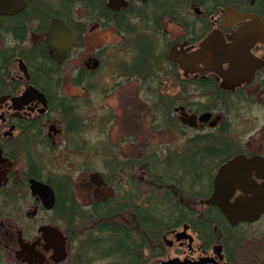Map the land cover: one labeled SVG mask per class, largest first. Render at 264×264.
Wrapping results in <instances>:
<instances>
[{
  "label": "flooded vegetation",
  "instance_id": "1",
  "mask_svg": "<svg viewBox=\"0 0 264 264\" xmlns=\"http://www.w3.org/2000/svg\"><path fill=\"white\" fill-rule=\"evenodd\" d=\"M22 1L24 8L15 14H5L0 9V40H3V44L6 39L10 40L8 46H3L0 50L8 49L13 55L8 74L0 73L2 80L0 99L6 98L0 103V264H64L70 252L69 242L72 240L70 230L75 229L74 233H78L77 225H83L85 221L82 219L69 228L64 225L62 205L68 204V198H64L59 185L46 178L44 168L38 164L41 156L35 154L41 152V146L46 147L48 154L49 149L62 140V129L64 123L66 124L64 110L67 114L70 110L71 118L76 122L80 121L79 113L76 114L75 109L78 106L70 104V100L63 99V96H66L63 93V89L66 88H63V77H66L64 76L66 74H59V67L70 62L71 88L72 86L74 89L81 88L85 84L86 88H89L91 74L98 67L103 68L99 58L111 53L113 57L107 65L114 61L108 70L111 72L109 78L113 82L112 94L119 88V80L124 84L136 83L135 104L130 106L127 104L122 109L126 120L139 129V136L134 138L135 143L142 147L143 132L150 134L152 140H155L153 135L157 136L156 134L167 130L171 136L170 140L172 142L174 140L173 144L177 141L185 144L191 131L217 129L227 122L225 117L228 108L224 109L221 98L215 99V108L209 110L201 108L197 103L193 104L191 94L193 92L201 94L196 86L200 82L213 81L216 92L233 96L231 100L245 90L253 89L255 85L257 88L254 90H259L264 96V66L255 71L249 83L241 84L233 90H223L220 87L224 80L229 78L228 75L235 71V67L242 63L238 54L236 61L230 62L229 55L233 52L231 48L251 37L254 30L250 24L251 19L227 22V9H232L239 15H259L253 9L254 2H246V5L239 6L237 0H208L204 4H200V0H176L177 4H174L175 0H105L106 11L97 17H93L88 9L84 13L83 9L86 8L82 4H76L65 17L67 21L60 17H51L47 23H41L31 21L32 17L26 16L24 12L28 2ZM121 2L123 5H118ZM73 8L76 12L72 10ZM127 8H131L135 13L128 15L124 12ZM23 13L27 18H23ZM118 17L119 25L116 24ZM53 20H61L77 36L75 45L66 53L61 63H56L53 59L57 51L48 50L45 38ZM262 21L264 23L263 19ZM134 29L140 43L130 40L134 36ZM104 32L112 33L111 44L95 47L93 55L85 58L81 66H78L85 34ZM135 44L146 45L148 55L144 57L139 55ZM39 45L44 46L48 58L58 68L57 72L49 75L44 70L30 72L22 56H28ZM247 55L264 61V44L255 43L248 49ZM16 64L18 72L14 69ZM21 65L25 67V72ZM48 77L51 81H48ZM30 88L44 99L25 97L24 94ZM203 113L211 115L207 123L199 124L196 121L193 128L186 123L187 117L195 116L198 119ZM215 113L218 114L212 121ZM64 126L68 130L67 124ZM160 143L155 142L150 147L143 146V152L137 158H131L129 162H117L119 168L116 172L110 170L112 162L108 167L110 171L108 177L97 172L90 173L89 182L93 186L92 201L87 206H82L76 200L72 186L69 185L71 200L83 210H88L96 204L118 202L121 194L126 190H132L135 185L143 190L145 172L133 162L149 157L151 153L155 156H164V152L174 149V146L165 148ZM163 144L168 145L169 142ZM77 146L73 143L72 153H78ZM239 151L218 167L216 176L228 162L238 156H244L246 159L259 158L262 160L260 163L264 164V142L256 150ZM135 171H139L140 176L135 175ZM241 173L247 176L234 186L235 191L230 202L242 197L243 192L239 187L243 185L248 190L245 197L254 200L252 190L256 191L257 187L264 183L260 171L256 168ZM92 175H96L94 181ZM32 182L47 186L51 190L54 196L51 209H46L41 197L34 193L31 188ZM139 198L142 199L141 195ZM261 221L264 222V214L254 223H240L237 227L230 228L239 231L244 227L250 229ZM46 228L58 231L65 238L64 261L54 262L53 247L44 236ZM175 231H171L170 234L174 238ZM242 238L239 246L229 250H225L221 242L216 243L221 247L219 256H214L213 245L210 250L200 248L202 254L198 256H188L180 260L197 262L201 259H211L218 264H238V250L246 246L249 257L247 264H263L264 228L260 234L248 231ZM177 244L182 247L184 242Z\"/></svg>",
  "mask_w": 264,
  "mask_h": 264
},
{
  "label": "trees",
  "instance_id": "2",
  "mask_svg": "<svg viewBox=\"0 0 264 264\" xmlns=\"http://www.w3.org/2000/svg\"><path fill=\"white\" fill-rule=\"evenodd\" d=\"M52 1L27 0L24 13L32 17L31 21L47 23L51 17H60L67 21L65 17L76 4H82L93 17L106 11L105 0H60L62 8L59 11L53 8ZM207 1L200 0V4ZM236 2L239 6L246 5V2H254V11L264 20V0ZM174 4H177L176 0ZM124 12L128 15L135 13L131 8L125 9ZM24 13L23 18H27ZM119 23L120 17L117 18L116 24ZM133 34L130 40L140 43L136 38L135 29ZM135 49L143 57L148 55L146 45L135 44ZM10 52L8 49L0 50V73L8 74L13 56ZM22 57L32 73L44 70L49 75L58 71L48 58L43 45L35 47L28 56ZM47 79L51 81L49 77ZM196 86L201 93L208 92L213 100L221 98L224 109L229 108L233 96L217 93L213 81L200 82ZM62 104L66 105L63 102ZM213 107L215 106L209 104L201 106L207 110ZM70 114V110L68 114L65 110L63 112L69 132L79 128L78 122L72 119ZM191 133L185 144L164 152V156H155L151 153L149 157L134 161L133 163L145 172L143 190L135 185L132 190L123 192L116 203L96 204L88 210H83L71 200V193L68 191L70 184L59 183L62 195L65 199L68 198V204L62 205L64 225L69 228L82 219L90 222L89 228H86L87 239L82 261L89 263L104 260L108 261L107 264H146L149 259L161 258L164 255L161 248L163 237L183 225L197 233L203 250H210L218 242L223 244L225 250L239 246L241 239L243 241L241 232L231 229L216 208L204 207L199 202L209 197L218 167L237 151L240 152V146L238 147V142L231 138L228 122L217 129ZM118 165L112 163L111 172H116ZM139 195L142 197L141 200Z\"/></svg>",
  "mask_w": 264,
  "mask_h": 264
},
{
  "label": "rangeland",
  "instance_id": "3",
  "mask_svg": "<svg viewBox=\"0 0 264 264\" xmlns=\"http://www.w3.org/2000/svg\"><path fill=\"white\" fill-rule=\"evenodd\" d=\"M60 0H53L51 4L53 8L60 6ZM62 7L60 6L58 10ZM76 12V10L74 9ZM78 11H80L78 9ZM87 9H83L86 13ZM176 31V30H175ZM84 47L80 48V59L77 62L78 66H81V62L90 55H93L94 48L103 44H111L113 35L111 32H104L101 34H85ZM0 40V48L8 46L9 39ZM110 43H105V42ZM102 43V44H100ZM163 46V45H162ZM162 48V47H161ZM112 54H106L104 57L99 58L100 65L102 66L95 70L89 79V88L85 86L74 89L71 88L69 70L71 63H65L59 69V74H66L63 77V93L67 96H63V99L70 100V104L77 105L76 114L79 113L80 121L78 122L77 130H73L70 133L66 130L64 123L62 129V140L57 142L55 146L49 149L46 153V147L41 146V152H35L40 154L41 161L38 164L44 168L45 176L47 179L53 181L54 184L59 185L60 182H65L72 186V190L76 200L82 205L87 206L91 200V194L93 186L89 182V174L97 172L99 174L108 177L110 174V164L135 159L143 152L142 147H150L158 142L165 148L174 149L178 148L181 144L180 141L173 144L170 140L171 136L168 131L165 130L156 134L155 140H152L150 134L143 132L142 147L135 143L134 138L139 136V129L134 124L126 120L122 109L128 104H135V89L136 83L118 81L119 88L112 94L111 88L113 82H111L109 76L111 72H108L112 67L114 61L107 65L112 58ZM17 70V64L14 66ZM85 79V78H84ZM69 87L70 89H67ZM257 85L253 86V89L245 90L238 94V98L235 97L229 105L228 113L225 119L229 124L231 138L236 139L240 150H256L262 146L264 142V96L259 90H254ZM78 89H82L81 91ZM109 90L111 92H109ZM193 90V88H192ZM254 90V93H253ZM201 93V92H200ZM253 93V94H252ZM72 95V96H70ZM191 100L193 104L198 106L209 104L215 106V102L208 92L199 94V92H193L191 94ZM196 108V106H193ZM215 108V107H213ZM218 113L213 114L214 117ZM209 131L205 130L204 132ZM74 132V133H73ZM203 132L199 129V133ZM72 133V134H71ZM70 135V138H69ZM192 133L190 132V136ZM71 139V140H70ZM169 142V144L163 143ZM74 144L78 153H72L71 148ZM159 144V145H160ZM76 150V149H74ZM138 172V173H137ZM135 171L134 174L139 175V171ZM90 222L83 225H77L78 233L71 232L72 240H70V252L66 263L64 264H107L108 261L95 260L89 263L82 261L83 248L86 243V228H89ZM264 228V222L261 221L258 225L250 227L240 228L242 235H246L248 231L261 233ZM183 227L177 228L175 234L182 233ZM186 235L192 238V242L189 244L187 240L183 246L180 247L174 240V236L170 235L171 231L167 233L164 239L161 241V248L164 255L161 258H151L146 264H160L161 261H167L168 259L179 258L183 259L188 256H198L202 254V243L197 238V233L191 229L185 232ZM75 234V235H74ZM181 242V241H179ZM168 243L171 245L167 246ZM239 251L238 264H247L249 257H247L246 246H242ZM210 253V252H209ZM148 254V253H145ZM264 264V263H263Z\"/></svg>",
  "mask_w": 264,
  "mask_h": 264
},
{
  "label": "water",
  "instance_id": "4",
  "mask_svg": "<svg viewBox=\"0 0 264 264\" xmlns=\"http://www.w3.org/2000/svg\"><path fill=\"white\" fill-rule=\"evenodd\" d=\"M118 5L122 6V2ZM24 3L22 0H0V9L4 11L5 14H15L24 8ZM227 22L237 20L244 21L246 19H251L250 24L253 26V34L248 37L247 40L240 42V45L236 44L231 49L230 62L236 61V54L240 55L239 61L242 62L240 65L235 67V71L228 75L229 78L224 80L221 84V89L223 90H233L234 88L240 86L244 83H249L255 71L260 70L264 66V61L251 58L247 55L248 49L257 42L264 44V29L262 20L255 15H239L232 9H227ZM46 43L49 51L52 49L57 50V55L53 56L56 63H61L65 57L66 52L75 45L77 37L71 32L60 20H53L50 23V28L47 31ZM221 53V52H220ZM224 56V55H219ZM226 60V56H225ZM23 72H25V67L22 66ZM238 67V68H237ZM26 74V73H25ZM26 77V75H25ZM27 78V77H26ZM25 97L31 99L33 97H38L43 100V96L39 95L34 89H28L24 94ZM6 98H1L0 103H2ZM210 114L205 113L201 115L198 119L195 116L187 117L186 123L190 127H195L196 121L199 123H207L210 119ZM214 124L212 123L211 126ZM259 158L246 159L244 156H238L228 162L219 172V174L214 178L213 189L211 195L206 199L203 204L207 207H214L218 209L220 214L225 218L226 222L231 228L237 227L240 223H254L260 216L264 214V183L261 186L252 190L255 196L254 200L246 198L245 195L248 193L246 186L243 185L240 190L243 192L242 197L236 198L233 202L230 199L235 191L234 186L243 181L246 174L241 172L246 170H252L256 168L260 171L261 179H264V164ZM264 163V162H263ZM92 181L96 179V175L91 176ZM34 193H37L46 209H51L54 196L51 190L47 186H42L32 182L31 185ZM187 227L184 226L182 233H177L175 235V241L187 240L189 244L192 242V238L186 235ZM44 236L47 242H50L54 250V262H62L66 258L65 250V238L58 231L46 228ZM171 243H168V246ZM213 252L217 256L220 255L221 247H213ZM207 262L218 264L215 260L211 259H201L197 262H191L188 260L180 261L179 259H172L161 264H206Z\"/></svg>",
  "mask_w": 264,
  "mask_h": 264
}]
</instances>
